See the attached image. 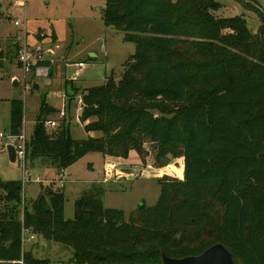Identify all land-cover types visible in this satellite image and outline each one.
Here are the masks:
<instances>
[{"label":"trees","instance_id":"1","mask_svg":"<svg viewBox=\"0 0 264 264\" xmlns=\"http://www.w3.org/2000/svg\"><path fill=\"white\" fill-rule=\"evenodd\" d=\"M186 1L105 0L104 23L135 52L118 79L112 73L83 90L79 120L101 135L75 139L64 123L48 132L41 107L26 143L28 163L65 169L88 152L126 157L150 142L161 167L183 157V178L159 179L156 203L128 218L105 207L102 183H93L71 219L61 187L42 186L28 206L21 181L0 179V260L49 264L24 249L26 232L71 247V264H163V252L181 258L215 243L235 264H264V6H253V33L244 15H215L217 0L197 2L196 11ZM196 45L209 55L205 67L193 63ZM22 126L23 104L13 99L8 134Z\"/></svg>","mask_w":264,"mask_h":264},{"label":"rangeland","instance_id":"2","mask_svg":"<svg viewBox=\"0 0 264 264\" xmlns=\"http://www.w3.org/2000/svg\"><path fill=\"white\" fill-rule=\"evenodd\" d=\"M21 1L23 3L0 0V133L8 135L11 101L14 99L23 104L22 130L27 136L32 132L42 108L47 115L41 118V122L48 132L58 131L64 123L75 139L101 135L96 131L86 132L85 123L79 120L81 112L77 106L84 89L101 85L112 73L116 79L122 75L123 63L135 52V44L123 40V31L104 23L102 11L105 0ZM199 1H186V11H196L194 7ZM217 1L220 8L213 12L215 15H244L250 31H257L259 22L253 6H264V0H259V4L252 0ZM16 20L25 21V30L23 25L13 23ZM41 31L47 35L42 41L36 35ZM24 36L28 46L39 44L44 50L51 48L50 36H55L54 44H58L60 49L55 51L54 63H47L50 68L48 75H37L33 70L24 73L18 64L12 41L19 37L20 43H23ZM189 51H192L194 65L198 64L195 67L208 64L209 55L200 46L191 47ZM78 61L85 62V65L74 67L73 64ZM70 80L73 81L72 86ZM34 82L37 87H34ZM152 112L157 114L154 109ZM170 115L172 117L173 114ZM47 120H55L56 126L46 127ZM6 142V137H0V149H3L0 151V179L21 181L24 174H30L31 178L39 177L40 182L31 180L22 185L23 204L28 206L42 186L51 184L61 187L65 194V219L73 218L75 199L90 189L93 183H102L103 205L123 210L125 218H128L140 204L149 207L156 203L160 194L159 179L165 176L183 178V157H175L161 167L155 163L156 150L150 142L143 144L142 154L133 149L126 157L88 152L65 169H56L47 159L27 162L24 169L17 159L10 161L4 150ZM107 168L110 175H107ZM3 209L4 203L0 200V211ZM19 217H22L20 212ZM30 238V242L24 241L23 247L27 250L26 247L34 243L30 250L35 257L48 259L49 264H71V247L36 235ZM0 264H21V261L0 260Z\"/></svg>","mask_w":264,"mask_h":264},{"label":"built area","instance_id":"3","mask_svg":"<svg viewBox=\"0 0 264 264\" xmlns=\"http://www.w3.org/2000/svg\"><path fill=\"white\" fill-rule=\"evenodd\" d=\"M18 3H23V1L21 0H17ZM15 25H23V28L25 30V21L23 20H16L13 22ZM37 37H40V41H42L44 38L47 37V35L41 31L39 33L36 34ZM52 36V35H51ZM51 38V48H48L46 50L43 49V47L39 44H37L34 47H30L28 46V44L26 43V38L24 36V40L23 43H20V38L18 37V39L16 40V42H18V48H17V62L19 63V65L21 66V68L23 69L24 73H29L33 70L34 73H36L37 75H43L46 76L48 75L47 73H49V65L47 63H54V57H55V51L60 49V46L58 44H54V39ZM48 51H51V53H48ZM85 65V62L83 61H78L75 62L73 64L74 67L77 68H81ZM78 111L81 112L82 110V102L80 99V102L77 106ZM64 114V112H62V115ZM61 115V116H62ZM46 127H55L56 126V121L55 120H47L45 122ZM0 137L1 138H5L6 137V146L8 144H12L15 147V153H16V159L22 163L23 168L25 169L26 167V143L28 140V137L25 132L23 130H21V133L18 136H11V135H3L2 133H0ZM9 139L11 140V142H9ZM6 146H4V150H6ZM3 149H0V151H2ZM107 175H110L111 172L110 170L107 168L106 169ZM38 181L40 182L39 177L38 178H31V175H23L21 183L22 185H25L27 183H29L30 181ZM31 235L28 236V241L31 239L30 238ZM27 240L25 238V236H23L22 241L24 244V241ZM22 263V262H21Z\"/></svg>","mask_w":264,"mask_h":264},{"label":"water","instance_id":"4","mask_svg":"<svg viewBox=\"0 0 264 264\" xmlns=\"http://www.w3.org/2000/svg\"><path fill=\"white\" fill-rule=\"evenodd\" d=\"M48 53H51V51H48ZM6 151L10 161L14 162L16 160L15 147L12 144H8ZM175 164L177 166L179 165L178 162ZM161 259L163 264H235L231 252L222 243L212 244L198 255L184 256L181 258L169 257L163 252Z\"/></svg>","mask_w":264,"mask_h":264},{"label":"crops","instance_id":"5","mask_svg":"<svg viewBox=\"0 0 264 264\" xmlns=\"http://www.w3.org/2000/svg\"><path fill=\"white\" fill-rule=\"evenodd\" d=\"M15 41H16V40L13 39L12 44H14ZM91 54H93V57L95 56V53H91ZM18 64H19V63H18ZM34 84L37 86V83L34 82ZM34 84H33V85H34ZM36 86H35V87H36ZM175 163H176V162H175ZM25 235H26V236H29L30 234L26 233ZM26 236H25V237H26ZM26 239H27V242H30V241H31V240L28 241V237H26ZM33 244H34V243H30L29 246L26 247L27 250H30V248L32 247ZM24 249H25V248H24Z\"/></svg>","mask_w":264,"mask_h":264}]
</instances>
